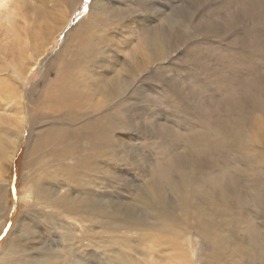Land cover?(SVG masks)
<instances>
[{
	"label": "rangeland",
	"instance_id": "374dc122",
	"mask_svg": "<svg viewBox=\"0 0 264 264\" xmlns=\"http://www.w3.org/2000/svg\"><path fill=\"white\" fill-rule=\"evenodd\" d=\"M89 15L86 31L78 25ZM87 42L103 61L85 69L114 75L117 97L94 89L84 71L83 104L72 101L75 134L66 144L51 136L39 147L43 125H71L59 106L41 105L38 97L61 78V51L79 56ZM263 77L264 16L251 0H2L0 191H7L0 264H222L215 255L229 264H264ZM68 85L71 97L78 79ZM246 88L257 94L243 95V109ZM113 104L117 128L106 144L90 147L95 142L81 138L87 132L80 126ZM16 112L22 125H15ZM220 126L241 130L239 146H219L220 153L204 146L192 161L191 144L222 146ZM181 168L190 171L188 183L198 179L197 188L177 184L196 206L176 205L166 185L180 182ZM234 175L237 187H225ZM164 180L170 208L156 218L148 203ZM83 197L98 203L86 202L85 210Z\"/></svg>",
	"mask_w": 264,
	"mask_h": 264
},
{
	"label": "bare ground",
	"instance_id": "6f19581e",
	"mask_svg": "<svg viewBox=\"0 0 264 264\" xmlns=\"http://www.w3.org/2000/svg\"><path fill=\"white\" fill-rule=\"evenodd\" d=\"M1 1L2 0H0V3H1ZM251 3H252V7L255 10V12L257 14H260L261 16L262 15L264 16V0H251ZM98 9H101V7L98 8ZM90 17H91V15L88 16V18L86 19L85 22L80 20L78 26L80 28L82 26H85L86 31H87L89 29L87 21L90 20ZM100 22H102V20H100ZM98 42L100 43V39H98ZM169 42L170 41L168 39V35L162 34L161 35V43L163 45L162 46L163 49H165V50L167 49ZM92 43L93 42H90V43L87 42L86 44H88V45L86 46L84 52L81 55H79V56H75L74 55V56H72L69 59H68V49H64V50L61 51L60 57L64 61L61 78L59 79L57 84L54 83L53 86H51L49 89L45 90L44 94L40 95L38 97V99H39V102L41 103V105H43V102H44V103H53L54 107H55V105H56V107L59 106L60 109H61L60 114H62L61 115V120H64V118H65L67 120V121L66 120L65 121L68 122L71 125V127L68 126L69 127V129H68V128L63 127L64 125L62 126V125L59 124V125H55L53 127H46L45 128V126L43 125L42 128L38 129L37 132H36V139L37 140H36L35 143H37L39 145V147H42L43 144L46 142V140L50 139L51 136H54V139L57 140L58 145L66 144L64 142L67 139V137H70L71 135L75 134L74 133L75 129L72 128V125H73L74 122H76V120H75V115H74L72 106H73L74 103H76L79 107H81V103L83 104V102H82L83 88L82 87L85 84V82H84L85 74L89 77V79L92 82V84L94 83V89H97L98 92L100 91V93L102 92V93H105V94L113 93L112 97H111V101H113L114 98L117 97L116 90H117L118 87H112L113 83H111L115 79L114 75H111V76L107 77V76L101 75V73H98V74H96L97 76H93V74L90 72V70L85 69L87 67V65H90L92 60H95L96 58L99 61H103L102 57H95L94 56L95 48L92 46ZM31 68H33V66ZM84 71H85V74H84ZM15 76L17 77V79H22V77L20 78L18 76V74H14V77ZM72 78H77L79 85L76 88L75 87L71 88V97H70L69 85L68 84H69V80L72 79ZM255 79L256 78H253V82L255 81ZM120 87H122V85ZM249 89L246 88L240 97L243 98V95H245V97L248 98V97H250L251 94L252 95H256L257 94V91L256 92H252ZM239 98L235 99V101L238 104L240 103ZM246 100H248V99H244L243 98L242 102L240 103V104H242V108L243 109L247 108V105L245 103ZM72 101L74 102L73 104H72ZM108 101H110V100H107V99L103 100V102H108ZM101 103H99V105H101ZM117 107L118 106L116 104L111 105V108H112L111 111H109V112H107V110L101 111L100 113L96 114L90 121H88L87 123H83L80 126V128L83 127V129L87 132V134L86 133H82L81 134V138H86V136H88L91 141L95 142V143H88V145L90 147L94 148V146H99V145L101 146V145L106 144V143H104L105 138L109 139V141H110L111 132L113 130H115L117 128V126H118V124L116 123V117H117V111H118ZM233 108H238V106L230 107V109H233ZM97 110H98V105H96L95 108H94V111L96 113H97ZM16 113L17 114H15V115L18 116V117H16V121L14 119L15 125L16 126L22 125V123H23V114L21 115V114H19V112H16ZM239 113L236 112L233 115L235 117V119L232 120L235 124H237V126H239V122H241V118H240L241 115ZM80 116L81 115H78L77 119H79ZM38 118H40V117H38ZM10 124L12 125V123H10ZM236 129L241 131L239 128H236ZM216 131L218 132V136L221 137V143H223L222 146L220 144L216 145L215 143L213 144V143H207V142L206 143H195V141H194L195 144H193V145L191 144V146H190V148H189V150L187 152L188 153V157H192L193 158L192 161H195V159L197 160V153L196 152H199V153L202 154V150H203L204 146L209 151H213V152H219V151L216 150V148H218L219 146L221 148L225 147L227 150H230V151L233 150V148H237V146H239V143H235L237 140L241 139V133L239 131H238V133H229L228 129H226L223 126L218 127V129H216ZM48 135H49V137H48ZM100 142H102V143H100ZM242 145L244 146V143H242ZM33 149L34 148H32V150ZM238 149H240V148H238ZM189 151L191 153H189ZM179 155H181V154H175L174 157L175 156L177 157ZM246 156H245V159L247 161L252 159V157L250 158V157H246ZM88 164H89V162L83 163L82 164L83 165L82 168H84V169L88 168L89 167ZM245 165H247V164L245 163ZM248 166L251 167L252 165L249 163ZM176 170H177V168H176ZM180 170H181V172L180 171H176L177 174L180 177L179 178L180 182H176V181L174 182V181L167 180L166 185H169V189H171V192L174 193L173 195L176 197V200H175L176 201V205H178L180 207L182 206L183 208L196 206V201L194 199V196L192 194H189V192H186L184 188H181L177 184L179 183V184H181V186L187 185L189 187H191L192 185H196V188H197L198 179L196 178L195 182L193 181L191 183H188L189 179H188L187 175L184 174V173L185 172L190 173V171L186 170L184 168H181ZM204 173H206V171L204 172L201 167H199V168L197 167V174L198 175H201V174H204ZM206 176H207L206 177V179H207L209 177V173H206ZM1 178H2V174H0V179ZM3 179H4V177H3ZM201 179H203V178H201ZM237 180H238V178H236L235 175H234V177L233 176H228V177H226L224 179L223 182L225 184H223V185L225 187H227V188H230L232 182H234L236 187H237V184L239 183ZM165 182L166 181L164 180L163 181V185H162L161 182L159 181L158 186L157 185L153 186L155 189H157L156 190L157 193L154 195L153 199L148 203V208H150L153 211H155V217L156 218H165V216L167 215V209L170 208V205H169V203H166L165 195L162 192L163 186H165ZM236 187H235V189H236ZM43 190H44V188H43ZM6 191H7L6 188L4 186H2V191H0V201L3 199V196H6V195H4V194H6ZM36 191L39 192L38 188H36ZM213 192L216 193L217 190L214 189ZM8 195H9V193H8ZM66 199L67 198H61L60 199V202L62 204H65V207L68 206V203H69V205H71V201L67 202ZM86 202H89V203L91 202L89 204L90 206H94L96 203H98V201L94 203V202H92V200L90 201L88 198L83 197L82 200H80V203H82L81 208L84 209V207H86L85 210L88 209V207L86 206ZM12 248H16V246L14 245V246H12ZM214 260L215 261H220V262H222V264H229L228 262L225 261L226 257H222L220 255H215L214 256Z\"/></svg>",
	"mask_w": 264,
	"mask_h": 264
}]
</instances>
